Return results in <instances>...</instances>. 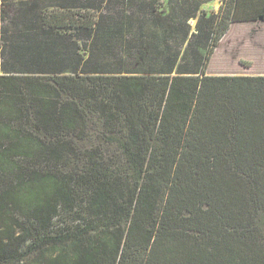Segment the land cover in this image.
I'll return each mask as SVG.
<instances>
[{
    "label": "trees",
    "instance_id": "trees-1",
    "mask_svg": "<svg viewBox=\"0 0 264 264\" xmlns=\"http://www.w3.org/2000/svg\"><path fill=\"white\" fill-rule=\"evenodd\" d=\"M1 1L0 264H264V75L206 74L232 23L264 21V0H223L185 47L194 7L101 23L86 10L102 0H22L15 25ZM131 24L147 29L134 39ZM93 109L127 170L98 148L66 169ZM73 186L103 223L87 239L55 228Z\"/></svg>",
    "mask_w": 264,
    "mask_h": 264
},
{
    "label": "rangeland",
    "instance_id": "rangeland-1",
    "mask_svg": "<svg viewBox=\"0 0 264 264\" xmlns=\"http://www.w3.org/2000/svg\"><path fill=\"white\" fill-rule=\"evenodd\" d=\"M19 1L22 0L1 1L2 10L5 12L4 16L7 18L5 22L15 23V25H23L26 19L27 22H29L28 18L20 16V10L17 6ZM45 1L46 0H43V2ZM51 8L52 7H47V9ZM131 10L127 2L119 4L118 0H102L101 6L97 8L95 2V6L87 9L86 12L95 19V21L102 23V16H111L120 19L121 12L128 15L131 13ZM27 16L31 17V15ZM3 22L4 21H1L0 23L2 24ZM249 23L250 24L234 26L227 37L215 48L213 55H211L207 63V70L209 73L232 74L237 72L240 73L238 75L264 73V21ZM12 32L15 34L19 31L13 30ZM76 41L81 43L83 39L79 38L76 39ZM87 57L92 58L89 52L84 53V58ZM105 57L106 56H102L98 60L103 62L105 61ZM114 60L115 59H112V62L108 63L109 66H112V64L115 65V62H113ZM242 65L249 66V68L242 67ZM89 120L87 137H79V139L73 141L76 155L69 158V161L66 163V169L72 170V172H79L86 164V157H84L85 155L83 152L98 148L104 153V158L109 160L110 164H118L127 170L125 158L118 148V141L121 135L110 134L106 131L99 113L95 112L94 109ZM88 204L89 196L84 186H73L70 204L64 209L65 212L60 220L55 223V228L67 235L78 231L80 228H87L88 230L82 234L86 239L98 234L103 223L97 214L88 208ZM71 240V238H67L63 243L69 245ZM38 254V249H32L24 259L30 261V259L36 258ZM141 259V254L134 255L130 258L129 264H138Z\"/></svg>",
    "mask_w": 264,
    "mask_h": 264
},
{
    "label": "crops",
    "instance_id": "crops-1",
    "mask_svg": "<svg viewBox=\"0 0 264 264\" xmlns=\"http://www.w3.org/2000/svg\"><path fill=\"white\" fill-rule=\"evenodd\" d=\"M159 3L160 7H158L157 9H154V11H152L151 6L155 3ZM223 0H129V7L132 9L131 13L133 15H140L143 13V11L147 12L148 14H158V12L162 11L161 13H166L169 11L170 8H174L176 10L179 11H183L186 9H189L191 7H194L196 10V17L189 19L188 21H186V26H179L178 30H183V31H188V36L186 37L184 43L182 44L183 47L186 46L187 41L190 40L191 35L196 33V31H205L208 32L209 30L212 29L214 23L208 22L209 18L215 17L218 15L219 13V8L222 4ZM124 3V2H122ZM157 5H155L156 7ZM143 10V11H142ZM202 17L204 20L201 24H198V20L199 18ZM245 24H250L249 22H239V23H232L229 27V30L227 31V33L222 37V39L220 40V42L218 43V45L227 37L228 33L230 32V30L237 25H245ZM147 28H145V24L141 25V26H137L135 24H131L130 26V30L132 31V37L134 39H137L139 37V34L143 33L146 31ZM138 31V33L136 35H134V32ZM140 32V33H139ZM142 37H144V34L142 35ZM125 38H128L127 36H125ZM172 39V38H169ZM178 40V41H182V37L181 35H177L174 37L173 41ZM199 41L203 42L202 39H200ZM217 45V46H218ZM213 55V54H212ZM242 67L245 68H249V66L246 65H242ZM206 74L208 75H215V76H221V75H238L240 73H209L208 70L206 71ZM245 74H249V73H245ZM251 75H247V76H257V75H262L264 73H250Z\"/></svg>",
    "mask_w": 264,
    "mask_h": 264
}]
</instances>
